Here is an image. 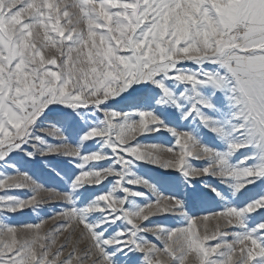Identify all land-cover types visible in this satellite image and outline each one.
<instances>
[{
  "label": "snow or ice",
  "instance_id": "snow-or-ice-1",
  "mask_svg": "<svg viewBox=\"0 0 264 264\" xmlns=\"http://www.w3.org/2000/svg\"><path fill=\"white\" fill-rule=\"evenodd\" d=\"M0 264H264V0H0Z\"/></svg>",
  "mask_w": 264,
  "mask_h": 264
},
{
  "label": "rangeland",
  "instance_id": "rangeland-1",
  "mask_svg": "<svg viewBox=\"0 0 264 264\" xmlns=\"http://www.w3.org/2000/svg\"><path fill=\"white\" fill-rule=\"evenodd\" d=\"M155 139L157 141H159L160 143H164V144H169L171 142L170 137L167 134H162L159 137H156ZM29 170L35 171L37 176H39L41 181L46 183L47 186H50V187L61 186V185H58L56 181H53L49 176H47L46 173H42L39 168L31 169V166H29ZM16 194L26 195V193H23V192H17ZM211 210H216V206L215 205L210 206L209 211H211ZM51 211H52V209L50 207L46 208L44 210V212L41 213L40 215H46V214L50 213ZM197 214L200 215L202 213H197ZM37 221H38V216L36 214H33V213L27 211V210L11 217V223H13V224L29 223V222H37ZM208 226L211 229L214 226V222L209 221Z\"/></svg>",
  "mask_w": 264,
  "mask_h": 264
}]
</instances>
